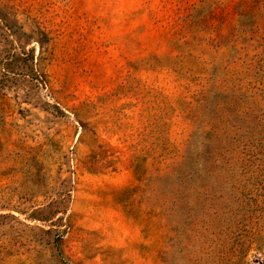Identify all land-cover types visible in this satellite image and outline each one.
<instances>
[{
	"label": "rangeland",
	"instance_id": "rangeland-1",
	"mask_svg": "<svg viewBox=\"0 0 264 264\" xmlns=\"http://www.w3.org/2000/svg\"><path fill=\"white\" fill-rule=\"evenodd\" d=\"M0 264H264V0H0Z\"/></svg>",
	"mask_w": 264,
	"mask_h": 264
}]
</instances>
